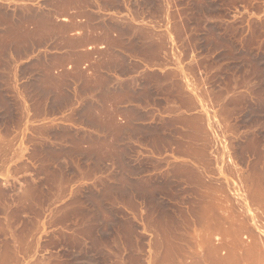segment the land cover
I'll use <instances>...</instances> for the list:
<instances>
[{"label": "rangeland", "instance_id": "1", "mask_svg": "<svg viewBox=\"0 0 264 264\" xmlns=\"http://www.w3.org/2000/svg\"><path fill=\"white\" fill-rule=\"evenodd\" d=\"M40 9L0 0V264H264V0H152L205 137L192 157L154 139L104 164L53 117L52 83L28 61ZM202 199L242 227L239 244L205 237Z\"/></svg>", "mask_w": 264, "mask_h": 264}, {"label": "crops", "instance_id": "2", "mask_svg": "<svg viewBox=\"0 0 264 264\" xmlns=\"http://www.w3.org/2000/svg\"><path fill=\"white\" fill-rule=\"evenodd\" d=\"M21 2L28 7L40 2L43 8L35 26L43 41L28 61L36 60V69L52 83L53 103L60 105L53 117L69 132L85 135L84 147L98 150L101 164L125 160L132 147L152 154L154 139L162 140L164 151L182 141L188 150L182 155L193 156L204 136V118L184 79L163 58L166 34L152 29L157 20L152 0ZM193 122L198 133L192 138ZM179 126L177 135L173 130Z\"/></svg>", "mask_w": 264, "mask_h": 264}, {"label": "bare ground", "instance_id": "3", "mask_svg": "<svg viewBox=\"0 0 264 264\" xmlns=\"http://www.w3.org/2000/svg\"><path fill=\"white\" fill-rule=\"evenodd\" d=\"M94 1V0H93ZM81 2V1H80ZM89 2V1H88ZM17 4V3H16ZM138 5H139V3H138ZM120 7V6H119ZM80 8V7H79ZM133 8V7H132ZM48 10V9H47ZM155 11V10H154ZM25 12V11H24ZM44 14V13H43ZM144 15V14H143ZM16 16V15H15ZM156 16V15H155ZM160 16V15H159ZM60 17V16H59ZM134 19V18H133ZM11 20V19H10ZM89 20V19H88ZM138 20V19H137ZM3 21V20H2ZM34 21V20H33ZM170 21V20H169ZM166 23V22H165ZM63 24H64V22H63ZM21 26V25H20ZM40 26H41V24H40ZM13 27V26H12ZM60 27V26H59ZM18 28V27H17ZM149 28V27H148ZM16 29V28H15ZM19 29V28H18ZM83 29V28H82ZM129 29V28H128ZM166 30V29H165ZM165 30H164V32H165ZM25 31V30H24ZM98 31H99V29H98ZM31 32V31H30ZM156 32V31H155ZM159 32V31H158ZM37 33V32H36ZM26 34V33H25ZM8 35V34H7ZM16 35V34H15ZM76 35V34H75ZM168 35V34H167ZM31 36V35H30ZM35 36V35H34ZM161 36V35H160ZM32 37V36H31ZM142 37V36H141ZM165 37V36H164ZM171 37V36H170ZM20 38V37H19ZM53 38V37H52ZM12 40V39H11ZM90 40V39H89ZM6 41V40H5ZM186 41V40H185ZM147 42V41H146ZM157 42H158V40H157ZM23 44V43H22ZM82 44V43H81ZM160 44V43H159ZM166 44V43H165ZM30 45V44H29ZM39 45V44H38ZM45 45H46V43H45ZM162 45V44H161ZM143 46H144V44H143ZM69 48V47H68ZM159 49V48H158ZM157 52V51H156ZM168 52V51H167ZM57 56H58V54H57ZM148 61V60H147ZM146 61V62H147ZM41 62V61H40ZM174 63V62H173ZM88 64V63H87ZM176 64V63H175ZM162 65V64H161ZM164 67V66H163ZM129 69V68H128ZM90 70V69H89ZM133 70V69H132ZM182 70V69H181ZM48 71H49V69H48ZM172 71H173V69H172ZM171 73V72H170ZM67 74V73H66ZM155 74V73H154ZM141 75H142V73H141ZM173 75V74H172ZM97 77V76H96ZM87 79V78H86ZM180 79V78H179ZM135 80V79H134ZM164 81V80H163ZM181 83V82H180ZM142 83H140V85H141ZM144 84V83H143ZM48 85V84H47ZM90 85V84H89ZM107 85V84H106ZM31 88V87H30ZM155 88V87H154ZM43 89H44V87H43ZM53 89V88H52ZM51 89V90H52ZM186 90H187V88H186ZM33 97V96H32ZM64 97H65V95H64ZM29 98V97H28ZM70 98V97H69ZM95 100V99H94ZM191 100H192V98H191ZM104 101V100H103ZM194 103V102H193ZM80 104V103H79ZM51 105H53V104H51ZM155 105V104H154ZM192 106H193V104H192ZM186 108V107H185ZM38 109V108H37ZM109 109V108H108ZM184 109V108H183ZM157 110V109H156ZM102 112V111H101ZM148 113V112H147ZM65 118V117H64ZM103 118V117H102ZM174 118V117H173ZM104 120V119H103ZM184 120V119H183ZM187 121H189V120H187ZM198 121V120H197ZM179 122V121H178ZM191 125V124H190ZM128 128V127H127ZM193 128V127H192ZM204 129V128H203ZM143 132V131H142ZM126 133V132H125ZM144 133V132H143ZM172 135V134H171ZM75 136V135H74ZM82 137V136H81ZM205 137V136H204ZM208 137V136H207ZM136 138V137H135ZM156 140V139H155ZM68 141V140H67ZM177 141V140H176ZM168 142V141H167ZM172 143V142H171ZM186 144V143H185ZM198 145V144H197ZM204 146V145H203ZM188 147H190V146H188ZM126 149V148H125ZM179 149V148H178ZM177 151V150H176ZM207 153V152H206ZM142 158V157H141ZM110 161V160H109ZM96 163V162H95ZM211 183V182H210ZM200 185V184H199ZM203 186V185H202ZM207 192V191H206ZM207 194V193H206ZM200 195V194H199ZM204 196H206V195H201V196H199V197H202V198H204ZM192 204H194V203H192ZM191 204V205H192ZM189 205V204H188ZM220 205V204H219ZM195 208V207H194ZM197 208H199L198 210H200V220H201V222L203 223V225H204V227H205V229H206V235H205V237L207 236L208 238L209 237H211V234L212 233H214L215 231H217V232H220V233H222V235H224L226 238L227 237H234V241L236 242L235 243V245L237 244V242H238V244L241 242L240 240H239V236H240V233L242 232V227L240 228V229H238V228H236L235 227V224H234V222H233V220H235V219H232V218H230V217H228V215H223L224 213H223V208H222V206H221V208L223 209H221L219 206H218V204L216 205V203L214 202V203H207V202H204V200L202 199L201 201H200V206L198 205V207ZM196 208V209H197ZM220 209L222 210V213H221V211H220ZM192 210H194L193 208H192ZM231 213L229 212V215H230ZM233 216V215H232ZM182 219V218H181ZM166 222H167V220H166ZM239 222V221H238ZM171 223V222H170ZM178 224V223H177ZM170 228V227H169ZM171 228H172V226H171ZM167 229V228H166ZM169 231H170V233H172L173 231L171 230V229H169ZM172 231V232H171ZM168 234V233H167ZM167 236V235H166ZM174 236H177V235H174ZM174 236H172V235H168V239H167V237L165 238V239H167V247L169 248H167L166 250H170V248H172L173 246H175V245H177L176 243H175V245H173V243H172V240H173V238L175 239V240H173V241H175L176 242V239L178 238V236L177 237H174ZM240 241V242H239ZM166 243V242H165ZM178 243V242H177ZM241 245L242 246H244L243 244H240V247H241ZM238 246V245H237ZM236 246V247H237ZM180 248V247H179ZM246 248V247H245ZM175 249H177V247H174V250ZM247 249V248H246ZM255 249V248H254ZM173 250V249H172ZM171 250V251H172ZM236 250V249H235ZM250 251H251V249H249ZM170 251V252H171ZM181 251V250H180ZM167 252V251H166ZM263 252V251H262ZM236 253V252H235ZM170 253H166V254H164V255H162L163 257H161L162 259H160L161 261H162V263L164 262H171L173 259H171V255H169ZM234 254V253H233ZM264 254V253H263ZM260 255H262V254H260ZM264 256V255H263ZM172 257H174V255L172 256ZM262 257V256H261ZM175 260V259H174ZM173 263V262H172Z\"/></svg>", "mask_w": 264, "mask_h": 264}]
</instances>
